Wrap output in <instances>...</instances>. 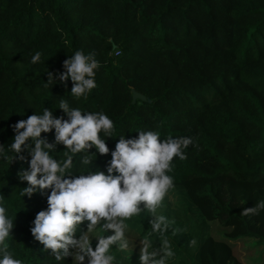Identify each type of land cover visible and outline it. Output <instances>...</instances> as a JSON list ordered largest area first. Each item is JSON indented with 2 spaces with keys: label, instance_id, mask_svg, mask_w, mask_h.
I'll list each match as a JSON object with an SVG mask.
<instances>
[{
  "label": "trees",
  "instance_id": "16d2710c",
  "mask_svg": "<svg viewBox=\"0 0 264 264\" xmlns=\"http://www.w3.org/2000/svg\"><path fill=\"white\" fill-rule=\"evenodd\" d=\"M76 50L100 63L96 88L79 101L60 85L44 86L46 69L62 70ZM37 51L41 62L32 64ZM132 89L146 100L132 102ZM62 95L73 107L105 112L126 136L154 130L162 139L193 138L170 173L169 192L178 199L158 209L170 222L163 238L188 227L197 232L194 215L220 222L227 240L264 246V210L241 213L264 201V0H0V144L11 142V125L44 107L55 110ZM107 143L112 149L115 141ZM56 151L63 156L62 145ZM109 158L94 163L103 169ZM21 166L27 164L0 162V196L15 219L10 250L24 264H55L29 230L47 207V192L22 198ZM147 220L142 214L129 222L134 237ZM202 228L192 253L173 251L168 264H186L187 257L189 264H244L229 241Z\"/></svg>",
  "mask_w": 264,
  "mask_h": 264
},
{
  "label": "clouds",
  "instance_id": "9594fccd",
  "mask_svg": "<svg viewBox=\"0 0 264 264\" xmlns=\"http://www.w3.org/2000/svg\"><path fill=\"white\" fill-rule=\"evenodd\" d=\"M119 55V52L116 53ZM35 52L31 63L41 62ZM99 61L92 53L76 50L62 62V70L46 69L44 86H62L73 101L86 100L96 88ZM71 88L68 90V83ZM60 96L55 110L44 107L11 125V142L0 144V162L27 164L17 172L26 182L20 196L47 192V207L31 221L30 234L41 251L55 264H123L113 252L128 255L137 250L136 264H168L175 255L163 238L169 220L158 213L174 187L170 173L174 158L184 160L192 137L161 138L159 131L137 130L135 136L118 133L114 121L103 111L73 107ZM42 133H52L49 141ZM115 141L109 148L107 141ZM63 146V156L54 155ZM98 156L110 157L104 168L95 165ZM264 201L243 208L242 215H258ZM147 214V230L132 235L129 222ZM16 216V215H15ZM15 219L0 196V264H24L10 250ZM160 238L154 243L153 237Z\"/></svg>",
  "mask_w": 264,
  "mask_h": 264
},
{
  "label": "rangeland",
  "instance_id": "374dc122",
  "mask_svg": "<svg viewBox=\"0 0 264 264\" xmlns=\"http://www.w3.org/2000/svg\"><path fill=\"white\" fill-rule=\"evenodd\" d=\"M178 199L177 193L168 192L165 199L166 201H176ZM193 222L195 225H197V232L196 230L192 229L190 230V227H188V230L182 229L183 233L179 237L173 236L172 233L169 235L170 240L173 242V251H178L179 253H182V255L189 256L194 248L196 247V240H197V233L199 228L203 229V226H207L209 234L216 240H226L229 241L234 256L241 261L244 264H257L264 260V246L257 243L255 239H249V238H241L236 240H227L225 236V232L227 231L224 229L220 222L217 220L212 222H207L206 224L201 223V220L198 219L193 215ZM137 230V228H136ZM181 230V229H180ZM136 232V231H135ZM141 235L144 234L139 232ZM137 233V234H139ZM173 239V240H172ZM158 241L160 242V239L158 238ZM120 254V253H118ZM176 254V252H175ZM123 257L124 254H121ZM178 258V257H177ZM188 257L186 262L189 264ZM125 264H136L137 262V250H134L132 255L129 254L128 258L126 260L122 259ZM172 264H179V260H173L171 262ZM186 263V264H187ZM184 264V263H183Z\"/></svg>",
  "mask_w": 264,
  "mask_h": 264
},
{
  "label": "water",
  "instance_id": "95a60500",
  "mask_svg": "<svg viewBox=\"0 0 264 264\" xmlns=\"http://www.w3.org/2000/svg\"><path fill=\"white\" fill-rule=\"evenodd\" d=\"M131 92H132V102H135L138 99L142 100V101L146 100V97L143 94L135 91L134 89H132ZM148 101H150V100H148Z\"/></svg>",
  "mask_w": 264,
  "mask_h": 264
},
{
  "label": "crops",
  "instance_id": "0c3cea01",
  "mask_svg": "<svg viewBox=\"0 0 264 264\" xmlns=\"http://www.w3.org/2000/svg\"><path fill=\"white\" fill-rule=\"evenodd\" d=\"M264 261V260H263Z\"/></svg>",
  "mask_w": 264,
  "mask_h": 264
}]
</instances>
